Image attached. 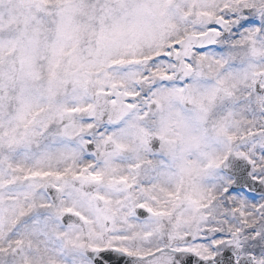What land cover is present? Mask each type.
Listing matches in <instances>:
<instances>
[{
	"label": "snow or ice",
	"instance_id": "snow-or-ice-1",
	"mask_svg": "<svg viewBox=\"0 0 264 264\" xmlns=\"http://www.w3.org/2000/svg\"><path fill=\"white\" fill-rule=\"evenodd\" d=\"M0 264H264V0H0Z\"/></svg>",
	"mask_w": 264,
	"mask_h": 264
}]
</instances>
